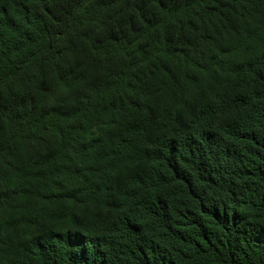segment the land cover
Here are the masks:
<instances>
[{"label": "trees", "instance_id": "16d2710c", "mask_svg": "<svg viewBox=\"0 0 264 264\" xmlns=\"http://www.w3.org/2000/svg\"><path fill=\"white\" fill-rule=\"evenodd\" d=\"M0 264H264V0H0Z\"/></svg>", "mask_w": 264, "mask_h": 264}]
</instances>
